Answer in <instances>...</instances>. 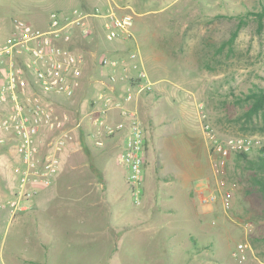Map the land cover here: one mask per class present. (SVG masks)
Wrapping results in <instances>:
<instances>
[{"label": "rangeland", "instance_id": "374dc122", "mask_svg": "<svg viewBox=\"0 0 264 264\" xmlns=\"http://www.w3.org/2000/svg\"><path fill=\"white\" fill-rule=\"evenodd\" d=\"M82 1L0 0V19L5 25L11 18L18 17L42 26V16H48L55 10L78 7ZM114 1L128 6L127 11L131 12L134 22L131 40L106 46L105 41H97L94 37L86 41L79 39L74 44L91 61L86 97H90V109L97 116L101 109L108 107L98 98L99 93L106 94L109 88L100 83L107 79L104 70L109 68L98 63L101 54L109 50L122 53L137 50L153 83L150 91L138 93L135 91L137 88L132 90L133 97L139 99L137 111H134L144 125L147 139L142 197L144 200L146 196L142 206L147 220L140 223L145 215L137 209L142 206L131 208L132 197L127 192L126 209L115 213L111 219L103 215L99 219L100 226L109 219H117V225L124 226L116 241V250L106 262L100 260V256L111 254L112 245L98 242L96 263H264V238L252 241V236L262 234L260 225H264V215L256 212L261 209L260 205L243 194L242 163L231 161L226 168L228 185L235 183L229 211L221 208L219 200L204 204L199 195V190H204L206 183H210V188L216 185L203 138L204 125L209 124L221 136L253 135L257 143L250 154L264 148V111L249 121L243 114L247 106H240L236 100L255 85L264 87V19L261 27L255 13L247 14L264 10V0ZM240 13L245 15L244 23L232 49L219 51L218 46L236 28ZM135 76L134 68L122 74L130 86H134ZM112 99L117 101L114 97ZM80 104L77 99L74 105ZM96 104L97 109H93ZM12 145L4 143L0 147L5 151L14 147ZM17 161L18 156L13 154V162L16 164ZM188 184L192 197L188 204L190 215L183 207L186 202L182 206L181 193V186ZM151 186V190L159 188L156 212L150 208L147 198L146 189ZM167 187L174 198L163 196ZM252 202L256 210L251 207ZM168 208L176 210L168 212ZM4 222L0 217V247L6 255L10 249H22L24 244L20 242L17 246L13 243L15 227ZM150 227H154V233H149ZM173 230L176 232L172 233ZM241 241H248L251 247L244 260L232 255L235 245Z\"/></svg>", "mask_w": 264, "mask_h": 264}, {"label": "built area", "instance_id": "2783aa9c", "mask_svg": "<svg viewBox=\"0 0 264 264\" xmlns=\"http://www.w3.org/2000/svg\"><path fill=\"white\" fill-rule=\"evenodd\" d=\"M9 22L3 34L7 25L0 19V36L3 35L0 40V144H13L19 158L14 166L18 193L16 198L7 200L17 209L33 196L36 185L48 184L53 179L59 168V153L75 139L82 125L80 119H72L70 108L60 110L54 101L58 97L73 99L83 86L87 59L82 49L77 50L75 41L90 40L99 34L109 42L131 40L134 22L131 12L112 3L90 11L75 7L69 12L52 11L45 28L18 17ZM128 57L129 67L136 71L134 86L129 85L130 89L122 97V101L129 102L133 99V89L137 88L138 93L150 91L153 83L137 50L129 51ZM121 62L107 54L98 57V63L111 70L107 79L101 80L102 85L111 88L116 83L114 70ZM129 67L125 64V70ZM98 98L108 107L100 110L94 126L98 134L108 137L124 132L117 159L127 170L132 204L137 206L142 201L145 183L144 125L135 111L123 108L122 101L113 102L107 93H99ZM112 107H118L122 116L114 124L104 116ZM202 133L216 185L210 188V183H206V188L199 190L200 199L204 204L219 200L221 208L229 211L235 183L228 185L226 168L233 156L250 153L257 141L253 135L221 136L209 124L203 126ZM95 142L97 146L104 144L100 138ZM249 250L248 241H241L235 245L232 255L244 260Z\"/></svg>", "mask_w": 264, "mask_h": 264}, {"label": "crops", "instance_id": "0c3cea01", "mask_svg": "<svg viewBox=\"0 0 264 264\" xmlns=\"http://www.w3.org/2000/svg\"><path fill=\"white\" fill-rule=\"evenodd\" d=\"M108 3L118 5L123 10L128 9V6L114 0H83L78 7H74L90 11L96 7H104ZM72 8L63 12H69ZM41 19L42 26L35 25L45 28L48 25V16H42ZM8 27L9 24L3 30V34ZM94 39L105 41L106 46L120 44L118 41L104 40L101 34ZM101 50L95 49V51ZM106 54L119 59L122 56L121 64L114 70L116 77L118 76L117 81L105 91L112 98L122 101L124 93L130 89L129 84L122 77L125 73V64L126 67L131 64L128 53L109 50ZM88 59L83 73V86L73 99L59 97L60 103L56 105L60 110L73 109L72 119H80L82 125L76 131L75 139L67 143L59 153V168L53 179L48 184L36 185L33 196L22 202L17 209L7 202L11 198H16L18 193L13 162V154L16 153L14 147H8L5 151L0 147V202L3 203L0 205V217L5 221L4 223L10 222L12 228L15 227L13 243L18 246L21 242L24 244L23 248L25 247L24 250L10 249L6 255L0 247V264H97L98 242L112 245L111 254L108 252L100 256L102 261H108L116 250V241L120 238L124 225H117L119 223L117 219L115 221L110 219L115 213L127 208V192L130 193L127 170L117 159L124 132L108 137L102 133L98 134L93 124L97 115L91 111L92 108L90 109L92 103L90 97H86L89 88L88 69L91 66V61ZM131 70L129 67L126 71L131 72ZM104 71L107 75L111 70L108 68ZM77 99L81 104L75 107ZM138 101L137 97H133L129 102L122 101V106L137 111ZM98 104L100 105V102ZM98 104L93 109H97ZM104 116L111 124L122 119L118 107L106 110ZM96 138L102 139L104 144L97 146ZM8 145L12 144L8 143ZM151 188L152 186L146 189L147 198L150 208L156 212L160 200L159 188L153 190ZM168 189L167 187L163 196L174 198ZM181 189L182 206L186 202V207H183L187 209V215H190L188 204L192 202L191 186L183 185ZM144 198L146 199V196ZM145 199L139 205H144ZM139 205H131V208L136 209ZM137 210L145 215L139 220L140 223H145L147 216L144 213V206ZM166 210L170 212L176 209ZM102 215L109 216L110 219L108 222L105 221L106 223L103 221L100 226L99 219H102ZM154 230V227H150L148 231L154 233ZM1 242L2 235H0V244Z\"/></svg>", "mask_w": 264, "mask_h": 264}, {"label": "trees", "instance_id": "16d2710c", "mask_svg": "<svg viewBox=\"0 0 264 264\" xmlns=\"http://www.w3.org/2000/svg\"><path fill=\"white\" fill-rule=\"evenodd\" d=\"M255 13L257 15L256 19L258 21L259 26L262 27V20L264 19V10H260L257 12H247L248 15ZM238 22L237 26L232 32V34L225 40L221 42L218 46L219 51L224 49H232V45L239 33V29L244 23L245 15L238 14ZM59 98V97H58ZM55 98L54 101L56 103H60L59 99ZM237 104L242 107L247 106V109L243 112L244 115L247 116L249 121L253 120L254 116H257L260 112L264 111V87H260L258 85L253 86L247 92H245L242 96H238L236 98ZM232 161H239L242 163L243 169V194L246 197H251L254 199V202L260 205V210L256 211L261 216L264 215V148L259 149V152H255L253 154H239L237 153L233 156ZM251 207L256 210L254 207V203L250 204ZM260 229L262 234L260 236L255 237L252 236V241L256 242L259 238H264V225H260Z\"/></svg>", "mask_w": 264, "mask_h": 264}]
</instances>
